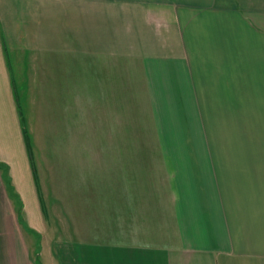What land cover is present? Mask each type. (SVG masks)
Returning <instances> with one entry per match:
<instances>
[{
    "label": "crops",
    "instance_id": "crops-1",
    "mask_svg": "<svg viewBox=\"0 0 264 264\" xmlns=\"http://www.w3.org/2000/svg\"><path fill=\"white\" fill-rule=\"evenodd\" d=\"M241 99L264 0H0V264L39 262L23 230L48 264H264V155L214 154Z\"/></svg>",
    "mask_w": 264,
    "mask_h": 264
},
{
    "label": "rangeland",
    "instance_id": "rangeland-1",
    "mask_svg": "<svg viewBox=\"0 0 264 264\" xmlns=\"http://www.w3.org/2000/svg\"><path fill=\"white\" fill-rule=\"evenodd\" d=\"M129 87H135L136 85L131 84L130 82H126V87H125V96L129 97V92H128V88ZM246 89L242 90V93L245 91ZM242 95H247L246 92H244ZM250 95V93H249ZM256 95V94H254ZM132 97V96H131ZM131 101V100H129ZM162 106L157 107V117H153L155 119H157V122L161 123V128L162 130L166 129V134L168 139H178L179 135L177 133V126L175 128L174 123H173V118L169 119L171 114L170 112H166L165 107L163 106L164 104H161ZM249 105V108H248ZM134 107V109H133ZM250 105V100L248 99H241V100H237L236 101V111H238V113H242L241 116L237 115L233 118V122L234 124L231 125V130L230 131H225L227 127L222 125V131L221 133L219 132H215V140L219 139L221 140L222 143H227V144H223L225 146L222 147H218L215 148V155H222V156H231V157H235L237 158V161H239V159H243L244 157L247 156H252V155H256V156H252V157H260L262 155H264V116L261 117L260 112V108L258 106V103L254 102L253 108ZM133 111L134 113H137L138 109L135 106L134 101L132 100L130 103L128 102V107H127V113H130V111ZM154 111V109H153ZM156 111V109H155ZM254 113L253 117V123L250 124V126L253 128V130L250 131H246L245 132V125L243 123L244 119L245 121L248 122V117H245L246 113L245 112H252ZM144 112L146 113V115L149 117L148 112H151L150 109L146 108L144 110ZM255 113H258L255 115ZM154 116V115H153ZM131 119V124L130 126H127L128 123L126 122V126H125V138L126 140H145V139H149L151 137H147V134L145 132L142 131V133H140L141 131H139V129H141L142 125L138 122V121H133L132 118ZM179 119V118H178ZM126 121H129V118L126 117ZM240 122L242 124H240ZM262 124V125H260ZM130 127L131 129L129 130ZM157 132V130H156ZM152 136H154V133H150ZM157 135H161V137L163 136V132L160 133L158 131ZM214 136V134H213ZM182 137V136H181ZM153 139V137H152ZM251 146H249V145ZM221 145V144H220ZM134 152L137 151V153H141L143 150V148H133ZM133 149H129L130 152L133 151ZM170 150V149H168ZM174 150V154H176V149H171V151ZM260 161V160H257ZM239 177V174H238ZM228 176L222 175L221 177V182L226 184L225 186L227 187V189H229L230 184H229V180H228ZM236 179V178H235ZM237 180V181H236ZM234 180V183L236 184L235 189L237 190H242L243 189V185L240 183V181H238V179ZM232 187V186H231ZM61 214V213H60ZM67 221V220H66ZM65 225V224H64ZM62 232L64 231H69V227L67 228L66 225L64 228H62ZM24 233L26 234V239L28 242L29 247L34 250L35 252V261H39L36 264H48V260H47V256L43 254V247L46 245L44 244V240L40 239L38 236H35L33 234H31L29 231H25L23 230ZM63 234V233H62ZM67 235V233L65 234ZM56 238V235L54 236ZM63 239V237L61 238ZM49 247H52L53 244L49 243L48 245ZM42 253V256H40V254Z\"/></svg>",
    "mask_w": 264,
    "mask_h": 264
},
{
    "label": "trees",
    "instance_id": "trees-1",
    "mask_svg": "<svg viewBox=\"0 0 264 264\" xmlns=\"http://www.w3.org/2000/svg\"><path fill=\"white\" fill-rule=\"evenodd\" d=\"M27 138V136H26ZM0 170H4V178H6V175H7V172H6V167L4 165H0ZM6 184H8V180L6 181ZM9 189V188H8ZM10 190V189H9ZM21 209H22V206L19 205L17 207V215H18V218L21 217Z\"/></svg>",
    "mask_w": 264,
    "mask_h": 264
}]
</instances>
